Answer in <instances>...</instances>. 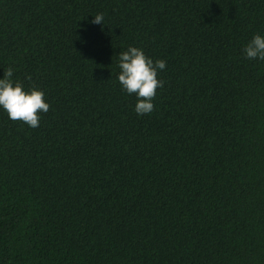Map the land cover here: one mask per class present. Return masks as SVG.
I'll use <instances>...</instances> for the list:
<instances>
[{
  "label": "trees",
  "instance_id": "1",
  "mask_svg": "<svg viewBox=\"0 0 264 264\" xmlns=\"http://www.w3.org/2000/svg\"><path fill=\"white\" fill-rule=\"evenodd\" d=\"M255 35L264 0H0V79L50 105L37 128L0 108V264H264ZM129 47L166 62L151 114Z\"/></svg>",
  "mask_w": 264,
  "mask_h": 264
},
{
  "label": "clouds",
  "instance_id": "2",
  "mask_svg": "<svg viewBox=\"0 0 264 264\" xmlns=\"http://www.w3.org/2000/svg\"><path fill=\"white\" fill-rule=\"evenodd\" d=\"M103 14H97L91 21L92 24H104ZM245 58L264 61V37L255 35L244 48ZM120 73L118 81L122 89L129 95L137 97L135 111L143 116L154 111L153 101L157 90L162 88L164 82L158 78L159 72L166 68L164 60L155 62L145 55L142 49L129 47L119 54ZM13 69L4 71V78L0 79V108L13 122H22L30 128H37L40 124V114L47 113L50 105L45 102L43 91L33 88L25 91L23 84L14 82ZM27 79H31L28 76Z\"/></svg>",
  "mask_w": 264,
  "mask_h": 264
}]
</instances>
